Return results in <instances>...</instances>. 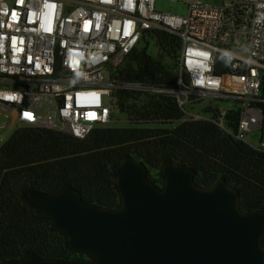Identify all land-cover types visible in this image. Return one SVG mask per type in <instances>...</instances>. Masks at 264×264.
Masks as SVG:
<instances>
[{"label": "built area", "instance_id": "built-area-1", "mask_svg": "<svg viewBox=\"0 0 264 264\" xmlns=\"http://www.w3.org/2000/svg\"><path fill=\"white\" fill-rule=\"evenodd\" d=\"M156 1L0 0V115L16 111L22 126L86 139L122 123L118 91L168 94L181 122L213 123L264 151V0H170L187 15L160 12ZM161 32L182 41L175 86L123 81L131 53ZM229 99L235 105L216 103ZM234 109L236 130L227 118ZM256 132L254 146L247 138Z\"/></svg>", "mask_w": 264, "mask_h": 264}, {"label": "trees", "instance_id": "trees-1", "mask_svg": "<svg viewBox=\"0 0 264 264\" xmlns=\"http://www.w3.org/2000/svg\"><path fill=\"white\" fill-rule=\"evenodd\" d=\"M158 57L136 48L119 70L122 80L155 88L176 84L175 63L182 41L161 32ZM170 59V64L165 59ZM264 100V76L262 82ZM118 111L126 128H101L79 139L47 129L21 126L0 148V264H17L36 254L41 258L89 264L91 254L71 247L32 201L33 193L79 191L84 202L119 209L122 198L116 168L131 156L148 166L147 176L163 188L165 164L175 162L194 171L195 184L210 189L225 181L240 194L246 214L264 210V151L236 140L208 122H181L183 113L168 94L118 91ZM264 115V103L260 104ZM236 130L238 109L228 115ZM264 140V129H263ZM155 173V176L151 174ZM264 246V239H263Z\"/></svg>", "mask_w": 264, "mask_h": 264}, {"label": "water", "instance_id": "water-1", "mask_svg": "<svg viewBox=\"0 0 264 264\" xmlns=\"http://www.w3.org/2000/svg\"><path fill=\"white\" fill-rule=\"evenodd\" d=\"M116 171L119 209L86 203L74 188L31 195L73 249L93 256L89 264H264V210L244 213L225 181L200 188L193 170L169 162L159 188L131 156ZM17 264L81 263L31 254Z\"/></svg>", "mask_w": 264, "mask_h": 264}, {"label": "rangeland", "instance_id": "rangeland-1", "mask_svg": "<svg viewBox=\"0 0 264 264\" xmlns=\"http://www.w3.org/2000/svg\"><path fill=\"white\" fill-rule=\"evenodd\" d=\"M156 8L158 11L163 13H170L175 15H187L188 14V6L185 3L182 2H175L170 0H157L156 1ZM141 47H147V52L152 57H158L160 53V49L158 45L156 44V41L148 38L145 42L141 44ZM166 63L170 64V59H165ZM173 61V60H172ZM216 103L220 104L222 107H226L228 105H235V102L231 99L224 100V101H217ZM121 113V112H120ZM7 114L8 120H6L2 115ZM121 115V116H120ZM118 116V119L122 121V123H115L114 126L116 128H126L130 126V122L128 120L127 115L121 113ZM18 114L16 111L13 112H2L0 115V126L7 124V127L3 130H0V139L2 141L7 140L12 133L19 127H21V124H18ZM24 126V125H23ZM113 127V128H115ZM261 138L260 132H256L253 134H250L247 138V141L256 146ZM152 176H155V173L151 174Z\"/></svg>", "mask_w": 264, "mask_h": 264}]
</instances>
